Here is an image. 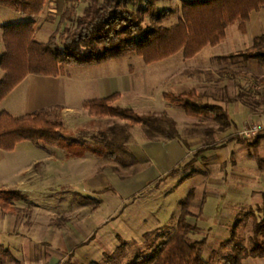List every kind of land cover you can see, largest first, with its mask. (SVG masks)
Returning a JSON list of instances; mask_svg holds the SVG:
<instances>
[{
  "label": "crops",
  "instance_id": "0c3cea01",
  "mask_svg": "<svg viewBox=\"0 0 264 264\" xmlns=\"http://www.w3.org/2000/svg\"><path fill=\"white\" fill-rule=\"evenodd\" d=\"M56 2L57 0H49L47 5H54ZM86 3L77 0L78 14H83ZM47 5L38 16L33 18L37 23L36 38L43 36L45 38L43 42H46L56 30L52 22L46 21ZM2 14L5 22H0L4 24L11 22L14 15H20L19 12L10 8ZM17 21L22 22L24 20ZM237 24L240 29V23L237 22ZM232 25L227 28L225 40L210 48L216 49L228 42V30ZM250 28L257 33L260 31L264 33V8L251 13L246 32L240 30L244 35L250 31ZM2 35L3 29L0 28V58L5 51ZM204 50L190 59H185L183 52H179L158 61L168 68L163 74H156L158 77H149L147 85L145 84L144 94L149 96L148 105H151L158 101V95L155 96V92L152 93L154 91L152 87L148 90V82L150 85L155 84L153 81L167 83L161 87L162 90L160 91L162 95L160 103L165 108H153L141 114L151 111L157 114L166 113L177 122L180 138L155 140L149 137L142 126L130 127L133 140L128 143V147L136 157L137 163L132 164V157L128 155L130 158L129 161L127 160L129 165L125 167L137 166V169L127 177L119 176L112 168L97 169L94 166L95 162H86V160L94 161L90 155L97 156L90 152L85 157L69 158L66 152L59 147H26L23 146L26 141L19 143L11 151L0 148V188L19 190L24 194V197L14 200L17 207L21 208L18 213H7L0 206V258L3 259V264H14L6 251L18 259L20 264H91L93 261L111 264L117 260L126 261L128 258L134 257L137 253L134 251H140L137 242L141 239L143 242L149 230L158 227L163 229V226H156V212L155 210L152 211V208L144 206L145 201L143 200L148 201V199L142 197L144 194L141 193L147 188L155 187L159 180L174 176L167 175L171 170L189 159L195 151L197 153L202 148L201 140L203 138L213 141L207 144L213 148L205 152L212 161V166L219 168L220 175L213 174L211 176L207 171L202 176L205 179H203L204 184L199 194H201L202 200L206 198V203L201 214H199V209L197 216H189L190 221L195 218V221L192 222L197 223L200 227L199 233H204L205 230L199 225V220L208 198H213L216 201L217 220L225 229L232 225L236 219V214L244 211V208L251 211L253 208L261 207V197H264V170L261 167V170L259 168L255 170L254 164L256 161L260 163V158L264 160V155H260L258 151L254 150L250 144L254 140H239L241 137L248 139L241 136L240 133L245 127L247 118L250 119L252 116L251 109L247 104L238 99L236 85L239 86L238 83H240L241 78H246L249 74L243 71L247 74L236 77L219 75L218 69L228 66L218 63L208 64V62L226 61L223 57L230 55L231 51H212L204 54ZM111 61L113 60L108 62ZM189 61L200 63L192 67L187 64ZM108 62L83 67H100ZM71 66L74 65L65 66L63 73L59 76L29 74L19 84L24 82L27 84V88H29V83L32 86L36 85V87H32L35 89V93L30 94L28 99L23 102L24 107H27L26 111L58 107L64 120L71 118L72 121H76L80 114L85 113L90 116L88 110L84 108L85 101L106 98L115 93L121 94L115 102L116 105L124 99L128 105H131L129 107L136 111L137 106L140 107L137 98L130 95L131 92L139 91L136 79L137 71L133 65L125 70L119 68L106 69L94 75L84 76L85 93H83V86H78V76L72 74L69 68ZM196 70H211L212 74L197 73ZM0 71L4 75L1 68ZM155 86L158 87L157 84ZM167 86L172 87L174 91L171 92L175 93L196 89L201 94L202 103L217 104L225 108L232 121V127L225 132L212 131V129L218 128V124L214 120L189 116L184 108L166 100L164 93L169 92L165 90ZM16 88L0 103V106L3 107L1 111L6 110L13 116L16 105L8 103V99ZM74 88L81 91L77 109L69 101L72 94L75 93ZM21 107L23 106L21 105ZM90 118L94 117L90 116ZM180 121L183 122V129L190 127L187 130V136H184L180 130ZM120 122L124 123L123 121ZM217 141L222 142L221 147L220 145L213 146ZM185 142L188 144L185 145ZM263 145L264 143L261 142L258 148L263 147ZM196 153L195 157L197 156ZM203 157L206 156L203 155ZM197 173L198 171L194 169L191 174L195 176ZM171 182L163 181L161 189ZM156 190V192H160L159 189ZM108 193H111L110 197H107ZM75 194L79 199L74 198ZM197 194L198 192L195 190V197ZM83 199L87 202L80 205ZM91 200H97L98 203L92 210H89L90 204L88 202ZM110 203L114 205L112 206L115 208L114 211L109 213L106 220L96 229H90V218L108 204L111 206ZM71 204H75L74 208L69 207ZM253 204L255 206H252ZM45 205H51L49 212H45ZM60 205L69 206L62 207ZM195 213L193 212V214ZM254 215L257 216V213L254 212ZM120 220H124L126 226L131 227L134 238L127 239L123 236L124 232L117 228L110 230L115 222ZM210 230L212 229L210 228ZM104 231H107L108 236L118 243L115 245L110 243L97 244L101 242ZM93 235L94 238L91 239ZM122 241H126V244L115 255L116 257L106 258L107 255L113 256L116 253ZM243 264H264V257H248L243 260Z\"/></svg>",
  "mask_w": 264,
  "mask_h": 264
},
{
  "label": "trees",
  "instance_id": "16d2710c",
  "mask_svg": "<svg viewBox=\"0 0 264 264\" xmlns=\"http://www.w3.org/2000/svg\"><path fill=\"white\" fill-rule=\"evenodd\" d=\"M48 1L0 0L1 6L15 10L27 18L22 22H0L5 46L0 58V68L4 71L0 80V103L29 74L59 76L65 66L100 65L128 54L141 56L147 64L162 61L179 52H183L185 59L193 58L208 46H216L224 41L227 28L236 22L246 32L251 13L264 8V0H182V17L177 24L168 27L163 21L172 11L159 10L158 0H90L83 14L77 13V0H65L70 1L71 5L62 13L56 30L43 42L36 38L37 23L33 18L45 9ZM133 1L137 2L136 8L131 7ZM147 14L153 20L150 26L144 24ZM69 21H74L73 28L66 25ZM235 56L256 59L264 66V33L256 36L245 51L223 58L229 60ZM195 72L212 74L211 70ZM217 73L234 77L247 74L231 67L218 69ZM254 80L264 81V77H255ZM120 96V93H115L106 98L84 102V108L90 116L124 122L121 126L112 125L107 129H100L91 136L93 142L66 131L63 116L56 109H42L21 117L3 110L0 112V148L11 151L19 143L31 141L59 147L69 158L85 157L89 152L112 160H120V155H129L132 157V164H135L137 159L128 147V143L133 140L130 127L142 126L149 137L155 140L180 138L174 118L166 113L157 114L152 111L141 114L132 107L116 105ZM164 97L184 108L189 116L214 120L218 128L212 131L225 132L232 127L225 108L217 104L202 103L201 94L196 89L180 93L169 91L164 93ZM242 138L239 140L249 141V138ZM261 139L262 135L257 134L250 144L259 145ZM212 148L202 147L196 155L200 156L203 151ZM196 157L186 165L171 170L167 176L175 175L183 167L192 168ZM120 162L124 167L129 165L126 159ZM260 167L264 170L263 159L260 160ZM22 197L24 194L19 190L0 188V206L7 213L21 211L14 200ZM194 198L195 190L192 189L181 202L177 227L164 242L156 246L150 245L153 247L151 253L139 254L127 264H214L203 257L207 239L191 238V234L200 232L197 223L189 220V216L195 217L190 210ZM205 203L206 198L200 203L199 214ZM259 209L264 211L262 207ZM237 226L232 227V239L222 243L225 248L232 246L231 253L223 259L222 264H243V260L248 257H264V216L263 219H258L254 215L253 234L249 237L250 247L237 235ZM125 244L126 241H122L119 250L106 258L114 257ZM6 252L14 264H20L11 253ZM3 262L0 258V264ZM91 264L101 263L93 261Z\"/></svg>",
  "mask_w": 264,
  "mask_h": 264
},
{
  "label": "rangeland",
  "instance_id": "374dc122",
  "mask_svg": "<svg viewBox=\"0 0 264 264\" xmlns=\"http://www.w3.org/2000/svg\"><path fill=\"white\" fill-rule=\"evenodd\" d=\"M51 1V0H50ZM90 0H82V2H89ZM104 1V0H100ZM71 5L70 1H65V0H57L54 5H47L46 7V21L47 22H52L54 24L55 29L58 26V23L61 19L62 13L65 11V9ZM87 5V3H86ZM82 6H84L82 4ZM137 2L131 3V7L136 8ZM157 7L159 10H171L172 14L163 21V24L172 27L175 24L178 23L179 19L182 17V0H158L157 1ZM8 8L1 6L0 5V21H4L3 14ZM23 17V18H20ZM26 20L27 18L22 16L21 14L19 16L14 15L13 19L11 22H18L17 20ZM153 23L152 17L150 14H147L145 17L144 24L146 26H150ZM67 26L69 27H74L75 23L74 21H69L66 23ZM259 32V31H258ZM262 34L263 31H260ZM260 33H257L254 31V29L250 28V31L247 34H242L241 30L238 28L237 22L232 25L229 30H228V44L225 43L219 48H210L212 46H208L206 50H204V54H207L212 51H221V52H229L231 51V54H236L237 52H243L245 51L249 46L252 44V40L258 36ZM45 38L43 36H39L38 40L43 41ZM48 39V38H47ZM46 39V40H47ZM0 55H1V49H0ZM161 62H155L151 64H147L141 56H138L137 54H128L125 57L117 60H113L111 62L106 63L103 66L100 67H80V66H71L69 67L72 74L77 75L79 79L78 86L81 87L83 86V93L86 91V86H85V81H83V77H87L90 74H96L99 72H102L104 70H110V69H127L131 65L135 67L137 73H136V79L138 82V90L136 92H131L130 95L132 97H136L137 100L139 101L140 107L137 106V112L143 113L148 110H152L153 108H165L164 105H161L160 99H161V93L160 91L162 90L161 87L164 85H167V83H160V82H155V84L158 85V87L155 86V84L150 85L148 82V90L151 89L152 87V93L155 92V96H157V102L148 105L149 103V96L145 93L146 90V85L147 81L149 80V77L152 76L158 77L156 74H163L165 70L168 67H165V64H160ZM200 62L197 61H189L187 64L189 66L194 67L195 65H198ZM225 64L228 67L235 68L237 70H242L246 71L249 76L246 78H241V81L238 85H236V93L238 99H241L244 101L247 106L251 109V116L252 118H247L245 121V127L252 125L254 123L261 125L262 129L261 132H259L260 135H262L261 142L264 143V97H263V92L262 90L258 88H254L253 86L250 87L248 85V80L260 77H264V66L261 65L258 60L256 59H245L242 56H235L229 60L223 61V62H216L210 61L208 64ZM178 67V66H177ZM156 75V76H153ZM3 74L0 71V80L2 79ZM162 77V76H160ZM254 77V78H253ZM146 84V85H145ZM29 88H27V84L24 82L19 85L16 90L13 92L12 96L8 99V103H11L13 105H16V110L14 113L15 117H21L28 113H33L35 111H38V109H35V111H26L27 107L25 108L23 105V102H25L26 99L30 96V94L35 93V89L32 87L31 83L28 84ZM75 89V93L72 94V97L70 98L69 101L70 104L77 109V105L80 103V95L81 91ZM165 90L167 91H174L172 87H165ZM187 90V89H184ZM160 95H159V94ZM26 95V96H25ZM129 96V95H128ZM126 98V97H125ZM162 100V99H161ZM163 101H165L163 99ZM23 107H21V105ZM120 106H131L126 103V101L123 99L120 104ZM143 105V106H142ZM155 107H152L154 106ZM142 106V107H141ZM2 106H0V111L2 110ZM52 109H56L57 111L61 112L58 107H52ZM84 110V108L82 107ZM30 110V109H29ZM85 111V110H84ZM184 113V112H183ZM186 115V114H185ZM65 123V129L69 133L74 134L76 137H86L89 139L90 142H93L92 135L98 133L100 129H107L112 125H118L121 126L122 122L114 119H97V118H90L88 114H80L78 119L76 121H72V119H66L64 120ZM181 122L180 130L183 132L184 136H187V130L190 129V127H186L183 129V122ZM244 127V128H245ZM190 131V130H189ZM188 131V132H189ZM240 133V132H239ZM241 136H244L242 134V131L240 133ZM249 139L255 140V137H251ZM201 143L202 147H209L207 144L212 143L213 141L207 140L206 138H203ZM222 146V142H215L213 145L214 147ZM250 145V144H249ZM260 145V144H259ZM259 145L252 146L254 147L255 151H258L261 154L264 155V145L261 148H258ZM23 146H33V147H44V148H50L52 146H46V145H35L34 143L30 141L24 142ZM196 153V151H195ZM195 153H193L189 159H187L183 164L180 166L186 165L193 157H195ZM207 152L203 151L200 156H198L196 159V163L192 168H182L177 174H175L172 177L169 178H164V180H159L157 182L155 187L147 188L145 189L141 194H144L142 197H146L148 201H145L143 204L146 208H152V211L155 210V223L156 226L160 225L163 226V229L158 228H153L149 230L147 235H145L143 242L142 239L141 241L137 242L139 244V250L140 251H134L137 252L135 253L134 257L128 258V260L123 261V260H117L114 263L111 262V264H127L131 260H133L136 256L139 254H149L152 252V248L149 249V245L153 244V246H156L158 243L164 242L165 239H167L172 232L175 230L177 227V220L181 212V202L187 197L188 193L192 190L195 189L196 192H198L197 196L193 200V203L190 207V210L192 212H196L195 216H197V212L200 209V203H201V194L200 191L202 190L203 186V178L204 174L209 172L211 176L213 174L215 175H220L219 168L213 167L212 161L207 157ZM203 155H205L207 158L203 159ZM90 158H92L94 161L86 160V162H91L94 163L95 168L97 169H105L107 167L114 169V171L121 177H127L131 174H133L137 166H131V167H124L121 164L122 159L130 160L129 156L127 155H120V160H112L107 157H98L94 155H90ZM262 159V158H260ZM209 162H208V161ZM257 168L260 169V163L258 161L255 162L254 164V169L257 170ZM196 169L198 173L193 176L191 173L192 171ZM256 172V171H255ZM207 174V175H208ZM239 179V178H237ZM242 180V179H241ZM163 181H172L171 183L165 185L163 189H161V186H163L162 182ZM162 183V184H161ZM160 192H156L157 190ZM264 194V192H263ZM107 197H110L111 193L107 194ZM159 195V196H158ZM263 196V195H261ZM260 196V197H261ZM74 198H78L76 194L74 195ZM261 203L260 206L264 208V197H261ZM79 199V198H78ZM84 202H87L85 199L81 200L82 205ZM90 204L89 210H92L94 206L98 203L97 200H91L88 202ZM150 203V204H149ZM111 206L108 204L104 208H102L99 212L95 213L89 220L90 223V229L92 228H97L101 223L106 220V216L113 212L115 208L112 203H110ZM51 205H45V212H49V209ZM62 207H68L69 205H60ZM75 204H71L69 207L74 208ZM252 206H255L254 204ZM260 208V207H259ZM259 208H253L251 211L247 208H244V211L238 212L236 214V219L233 221L232 225L228 228H222L221 224L217 220V214H216V201L213 200V198H208L207 204L205 206L204 212L202 216L200 217L199 220V225L202 226L205 230L204 233H197V234H191V238L194 240H202L204 238L207 239V245L206 248L203 252V257L207 261H211L214 264H222L223 259L226 258L232 251V246L230 247H222V243L228 239H232V227L235 225L237 226V235L243 239V242L246 246L250 247L251 243L249 240V237L253 234V225H254V212L257 213L258 219H263L264 216V211H261ZM259 210V211H258ZM191 221H195V218H192ZM151 222V221H150ZM120 224V225H119ZM119 229L120 231L124 232V237L127 239H132L135 236L132 235L133 231L130 226H126V223L124 220H120L118 222H115L113 227L110 228L112 229ZM210 228L212 230H210ZM89 229V230H90ZM163 231V232H162ZM109 233L107 231H104L102 236L103 238L101 239L100 243H97L99 245L102 244H116L118 243L114 239L112 240V237L108 236ZM102 243V244H101ZM152 246V245H151ZM133 253V254H134Z\"/></svg>",
  "mask_w": 264,
  "mask_h": 264
},
{
  "label": "built area",
  "instance_id": "2783aa9c",
  "mask_svg": "<svg viewBox=\"0 0 264 264\" xmlns=\"http://www.w3.org/2000/svg\"><path fill=\"white\" fill-rule=\"evenodd\" d=\"M248 85L250 87L253 86L254 88H258V89L264 91V81H256L254 79H249ZM261 129H262L261 125L254 123L252 125L245 127L242 130V134L246 138L255 137L257 134H259V132H261Z\"/></svg>",
  "mask_w": 264,
  "mask_h": 264
}]
</instances>
